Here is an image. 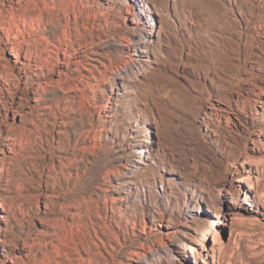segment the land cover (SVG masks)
Wrapping results in <instances>:
<instances>
[{"label": "rangeland", "instance_id": "374dc122", "mask_svg": "<svg viewBox=\"0 0 264 264\" xmlns=\"http://www.w3.org/2000/svg\"><path fill=\"white\" fill-rule=\"evenodd\" d=\"M212 237L264 264V0H0V264Z\"/></svg>", "mask_w": 264, "mask_h": 264}, {"label": "bare ground", "instance_id": "6f19581e", "mask_svg": "<svg viewBox=\"0 0 264 264\" xmlns=\"http://www.w3.org/2000/svg\"><path fill=\"white\" fill-rule=\"evenodd\" d=\"M202 250L207 252L206 255L210 256L211 264H220V261H219L220 246L216 245L214 238L212 239L210 249L207 250L206 248L203 247ZM200 253L201 252H199V254ZM202 262H203V264H208L207 261H205L204 259L202 260Z\"/></svg>", "mask_w": 264, "mask_h": 264}]
</instances>
